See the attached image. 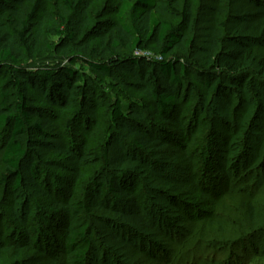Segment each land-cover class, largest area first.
<instances>
[{"label": "rangeland", "instance_id": "1", "mask_svg": "<svg viewBox=\"0 0 264 264\" xmlns=\"http://www.w3.org/2000/svg\"><path fill=\"white\" fill-rule=\"evenodd\" d=\"M83 1L89 12L88 41L98 47L117 21L119 0ZM156 1L161 10L159 18L174 26L181 22V8L190 2ZM59 2L42 0V9L53 11ZM256 9H264V0H201L193 8V22L184 33L193 41L186 53L163 57L155 39L147 50L121 52L122 58L139 60L143 71H150L151 63L157 65L174 57L190 71L206 75L207 85L199 83L194 75L181 78L173 134L155 116L152 103L142 97V90L152 87L148 75L140 77L138 85L125 83L122 89L114 86L106 93L109 86L88 84L91 89L85 98L79 97L78 88L73 86L65 91L66 107L50 103L43 90L27 91L28 102L47 111L38 117L49 118L55 126L49 140L37 151L42 159H49L60 150L77 156L74 149L85 148L82 152L88 160L81 167V179L65 175L67 191L63 195L76 201L91 198L90 213L84 216L92 227V251L83 264H228L226 261L233 255L240 258L241 264H264V255L252 261L251 255L249 259L248 253L240 252L242 242L246 252L252 251L254 245L259 252L264 251V43L259 41L258 33L236 29L243 21L240 17ZM237 45L253 49L252 57L243 64L241 72L245 76L241 79L232 78L222 69V64L229 60V52ZM67 64L56 53L41 60L37 68L56 69ZM116 65L122 74H136L129 61ZM74 69L83 74L87 83L93 77L82 64L74 65ZM115 101L121 103L125 112L128 105H135L144 118V129L151 131L157 127L166 147L157 152L146 150L141 160L122 149L121 141L133 139L119 133L118 127L112 133L109 131L113 128L111 108ZM178 128L184 130L187 142L177 141ZM7 141V136L0 132V153ZM21 142L25 147L27 137H21ZM183 149H187L185 156ZM100 150L107 152L108 162L99 159ZM35 160V156H30L24 163L19 190L0 187V244L11 248L1 254L0 264H48L50 260L77 264L76 254L56 247L54 242L60 244V235L47 232L46 219L38 213L43 205L30 177V166ZM207 163L211 167L206 174L224 178L219 180L216 176L217 194H212L210 184H205L207 189L201 185L200 175ZM125 170L130 171L132 179L126 188L139 200L140 212L151 229L126 230L109 212L110 200H103L109 177ZM46 172L60 175L48 169ZM44 179L43 175L39 183ZM100 185L104 186L101 194ZM89 186L96 187V192L89 194ZM247 204L253 209V218L247 213ZM179 205L191 210L186 213ZM189 215L193 218L189 219ZM22 229L34 230L42 237L39 246L48 255L39 256L37 249L28 254L17 252L15 244ZM127 232L128 238L124 236ZM113 235L127 248L115 243ZM144 249L149 255H143Z\"/></svg>", "mask_w": 264, "mask_h": 264}, {"label": "trees", "instance_id": "2", "mask_svg": "<svg viewBox=\"0 0 264 264\" xmlns=\"http://www.w3.org/2000/svg\"><path fill=\"white\" fill-rule=\"evenodd\" d=\"M200 1L186 2L179 13L181 22L174 26L159 18L161 10L156 0H119L115 25L108 32V38L100 40L99 46L95 47L88 41L89 12L83 0H60L53 11L43 10L42 0H0V81H3L0 86V132L8 138L0 153V167L3 171L0 175V187L8 189L11 186L15 191L19 190L23 184L21 169L30 156H35L36 160L30 166V177L43 205L38 213L46 219V231L60 235V244L54 242L56 247L64 253L76 254L77 264H83L92 251V227L85 219L90 213L91 198L76 201L64 197L67 191V182H64V179L70 175L77 180L81 179V167L88 160L82 152L85 148L74 149L80 158L66 150H60L51 158L42 159L37 151L49 140L55 126L49 118H39L42 111L45 114L47 111L31 105L26 93L29 89L43 90L50 103L56 107H66L65 91L73 89V86L78 88L79 97L85 98L91 89L88 84L96 83L102 87L107 85L109 87L104 90L106 93L113 90L114 86L122 89L125 83L138 85V79L148 75L152 87L142 90V97L152 103L155 116H159L163 126L173 134L172 129L177 123L174 114L178 108L176 99L181 78L187 74L194 75L199 83L207 85L206 75L190 71L184 64H178L174 57L158 62L157 65L155 62L151 63L150 71H143L139 67V60L122 58L121 52L147 50L148 45L155 39L163 57L173 53H186L193 41L184 33L193 22L192 11ZM240 18H243V21L236 25V29L258 33L259 41L264 43V9L253 10ZM56 53L67 60L66 66L56 69L47 66L37 68L41 60ZM252 54L253 49L237 45L229 52V60L222 64V69L232 78L241 79L245 76L241 72L243 64ZM211 55L212 53L209 57ZM123 61H129L136 69L135 75L129 77L121 73L116 63ZM260 63L262 65V62ZM76 64H82L93 75L88 79V83L82 73L75 71ZM74 80L77 83H74ZM127 110H123L119 101H115L111 108L113 128L109 129L110 133L118 127L119 133L133 139L131 142L121 141L120 147L137 155L140 160L146 150L157 152L164 149L167 144L160 137V130L157 127L156 130L151 128V131L147 130V127L144 129V118L135 105H128ZM175 132L177 141L187 142L183 129L178 128ZM23 136L27 137L25 147L21 142ZM108 144L109 142L106 146ZM186 152L187 149H183V156ZM99 159L104 163L108 162L107 152L100 150ZM210 167L207 163V167L202 170L201 185L207 189L206 185L210 184L212 194H217L218 185L214 184L217 175L206 174ZM46 169L60 175L51 176ZM130 174L129 170H125L111 175L105 189L102 185L98 186L99 193L104 189L103 200H110L112 205L108 208L109 212L120 221L123 228L130 231L132 228L151 229L148 219L140 212L139 200L126 188V183L132 181ZM43 175L44 182L39 183ZM217 177L219 180L224 179ZM88 190L91 194L96 192L97 188L89 186ZM180 207L184 208L186 213L191 210L185 205ZM245 208L249 217L253 218L251 205L247 204ZM192 218L193 216L189 215V219ZM128 232L124 235L126 238L130 236ZM18 236L20 240L15 244L17 252L28 254L37 249L39 256L48 255V251L39 246L42 237L36 235L34 230H19ZM113 239L115 243H121L123 248H127L116 235H113ZM31 241L34 242L33 245ZM242 244L240 252L248 253L247 258L252 256V261L264 255V251L257 250V245L252 247V251L246 252V249H243L246 245ZM10 250L8 246L0 244V262L1 254ZM143 255H149L148 251L144 249ZM236 258L237 256L233 255L226 262L241 264L240 258ZM48 264L59 263L50 260Z\"/></svg>", "mask_w": 264, "mask_h": 264}]
</instances>
